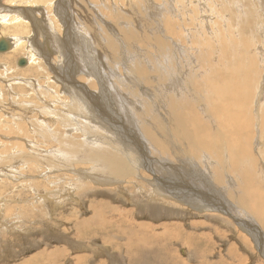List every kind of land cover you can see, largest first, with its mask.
Returning <instances> with one entry per match:
<instances>
[{"label": "rangeland", "instance_id": "1", "mask_svg": "<svg viewBox=\"0 0 264 264\" xmlns=\"http://www.w3.org/2000/svg\"><path fill=\"white\" fill-rule=\"evenodd\" d=\"M8 1L12 0H2L1 3L4 5L6 3L10 4ZM16 1H19L17 4L24 5L25 11L31 8L25 7L27 5L35 6V4H45V7L49 9V13H47V18L44 17V25L49 27L50 30L46 29L47 37H45L43 30L39 31L33 24H25L23 22L24 18H27V20L30 19L27 16L24 18L22 17V19L20 17L19 21L22 25H20L17 30H14L12 27L8 29L4 28L3 30L2 27H0V38L4 36L3 34L6 32L7 36L18 34L17 37L22 36L25 39L14 51H9V53L8 51H0V72L2 73L0 74V132H2L0 133V171H2V168L4 169V172H0V176L3 174L0 177V214L3 213V216H0V264H264V229L259 223L248 219L253 225L244 227V225L240 223L238 215L235 212L230 213V211L222 209L218 204H216L217 209L215 213H205L203 204L207 201L197 195L187 194L184 197L173 196L179 204V209L175 208V206L170 203L171 199L166 196L162 198L164 202H162L161 206H153L155 210L150 207L149 204H152L150 201H153L150 200V193L152 191L151 187H154L155 184V176L158 174L164 179L174 180L168 178L167 173H157L154 169L152 171L144 165L146 162H149L152 157L147 152L145 144L141 142V140H138L140 138L139 129L135 127L133 122L131 123L129 121V117H127L128 119H126V117L124 118L123 114L125 113V116L128 114L126 113V108L124 110L120 108V104L117 101L119 99H117V103H115L119 106L113 107L114 109L116 108L118 114L114 112V110L111 111L114 118L117 120V125L115 123L111 125V120H109L110 122L98 121L99 124H96L99 125L101 129L100 127H91L79 113L67 110L68 106H62L63 101H65V105L66 103L68 105L73 103L74 99L71 100L73 96L63 87V85H68L67 82L60 79V74L55 70L57 64L63 63V66L64 64H68V51L66 46H63V49L60 50L61 55L52 50L54 48L50 45L53 43L50 42L56 41L53 29L58 33V40H61L58 42L65 44L68 40L67 35H65V27L68 28V26L64 20L67 14L72 18L68 21L69 26L76 31V33H73L76 35L74 38H77L79 43H81V41L89 42V40V43H92L93 41L85 34L83 25L91 23V18H93L94 21L93 14H99L104 22L109 24L110 17L113 16L111 13L118 10V12L125 15V18L127 16L133 17L135 21L132 22V24L135 25L138 38L141 39L146 32L145 29H142L145 28V25L136 22L138 15L133 12V9L138 5L140 9L142 8L143 10L145 1L77 0L75 3H69L71 5L68 6V9H71H66L68 11L65 10L63 5L59 7L60 0ZM50 1H53V3L50 4ZM168 1L169 0H147V2L152 3L154 7L158 9V11L148 14L166 19L169 18L167 13H169V15L175 12L176 15H178L177 13H181L180 8L183 10V13L188 10L187 12L193 15L199 7L200 10L198 11V16H196L195 21H198V26L199 24L206 25L203 28L204 31L200 29L201 32L205 35V38H208V35L211 34L209 33L210 31H214L216 35L215 46L217 49L215 47H207L212 53L210 55L211 64L216 63L220 57L225 55V43L235 42V44H237L235 47L237 51L234 50L232 54L237 53V55H244L246 61L245 67H247L245 69L247 71L252 69L256 70L254 72H257L255 76V88H253L250 94L248 91H246V93L251 95L252 98H254V96L258 97L259 91L262 90L264 78V31H262L264 30V0H192L190 3L192 11L188 6L187 0H175V2ZM241 2L243 3L242 5H240ZM58 8L63 11V17L55 14L60 10ZM80 10H82V13ZM52 11H54V14ZM76 13L77 17L74 15ZM165 14H167V17H165ZM60 17H62L64 23H62ZM140 17L143 19V16L140 15ZM83 20V23H87L81 24ZM213 21H215V23ZM96 22L97 21H95V23ZM101 23L102 22L98 23L97 28H100L103 24ZM208 27L212 29L208 31ZM44 28L45 27H43V29ZM172 29L170 31L171 33L173 31ZM225 29L227 32L231 30L232 34L229 32L225 34ZM176 31H178L180 36L185 35V39L187 38V33H185L183 29H180V27L178 29L176 28ZM83 35L86 36L83 38ZM171 35L172 34L167 32V29L164 31V37L167 39ZM180 36L172 35L171 41L177 42L182 47L184 46V48H186L184 55L187 56L188 54L187 57H190L192 63L196 64V57L198 54L196 47L194 45L193 47L189 45L190 43L186 40L182 41ZM27 37H32L33 41H35L33 42L35 48H33L37 54L33 52V63L29 61L30 56L29 50L27 49V47H29V40ZM105 39H109L108 36H106ZM118 39L120 41H118L119 44L116 57L119 58V54H122L121 57L123 58H119L121 60H119V62L123 64V61L130 55V47L125 37L120 36ZM211 39H213V37H211ZM37 41L42 45L38 46ZM106 42L108 43L107 40L103 41L104 44ZM107 43L105 45H107ZM139 44L140 46L136 49L141 48L146 51V53L140 54L144 55L146 61H163L162 54L155 47L151 45H142V43ZM43 45H47L46 47L49 49H43ZM123 45L127 46L125 47ZM75 46L78 47L76 49H79V45ZM82 47L87 48L85 45H82ZM94 49H96V47ZM222 49L224 50L221 51ZM96 50L97 53H95L94 62L98 65V63H101L102 55H100L98 49ZM119 50L123 51L120 53ZM15 51L16 54L14 53ZM91 52L90 48L88 54ZM158 53L160 55H158ZM179 53L183 57V54L181 52ZM13 54L14 56H12ZM110 56L112 57V55ZM22 57L26 58L27 61L25 65L20 66L18 60ZM81 58L82 56L78 54V60L75 58L73 60V65L75 68L79 67V69L84 71L82 68L84 61ZM117 65L118 64H116V66ZM121 65H119L118 72L119 74L121 72L120 75L125 77V72L127 73L128 70L126 66L128 65ZM109 67L111 68L110 65ZM109 67L107 69L108 72L102 65V70L99 69V71L104 72L106 80L111 78ZM261 75L263 77L262 79ZM73 77L85 83L87 82L86 84L90 85L88 83L89 79H86L87 77L85 74L77 75V73H74ZM83 77H85V79ZM119 78L122 79L120 82H126L122 77L119 76ZM4 79H6V82ZM75 79L74 83L77 81ZM141 84L142 82L128 85L131 87L132 92H135ZM80 85L81 84H79V86ZM129 86H124L123 90L127 89ZM166 86L167 85H164L163 87L165 88ZM82 87H84V90L90 91L89 87L85 84L81 85V89ZM153 88L157 90L155 86H153ZM93 89L92 92L96 94L95 97L100 98L101 91L97 83L96 86H93ZM121 89L122 87H118L116 94L120 95ZM56 95L61 99L57 100L56 105H51L53 103L50 98L59 99ZM196 95L197 93H195V96ZM13 98L17 99L16 102H13L15 101ZM188 98L196 104L195 99ZM110 104L111 102L108 101L107 107L110 106ZM50 106L58 109L56 110L57 114H52L54 110L51 109ZM196 108L202 109V107L198 105ZM22 110L27 111L24 112V116L14 114ZM72 113L74 114L72 115ZM52 117L57 119L53 121L54 119ZM29 119L33 120L31 121ZM63 120H65V125ZM151 121L152 123L158 122L156 118H151ZM29 122L34 124V126ZM27 123L31 126L29 124L28 126ZM261 124H264V121L252 124L247 130V133L255 139V143L260 146L262 143H258L256 137L261 136L260 139L263 140L264 143V125ZM50 126H53V129ZM42 127L48 128L46 134L37 131V129H42ZM33 128L36 131H34ZM93 128L96 132H101L100 136L98 135L99 137L94 136L96 139L102 137L111 139L110 142L112 143L118 142L117 144H105L106 142H104L103 145L100 143V146L106 145L107 148L121 147L125 149L126 146H129L132 142L136 151V157L141 162V165L135 166V170L133 169V165L129 163V175L127 176L124 174V177L119 178L117 171L114 172L110 167L111 161H109V159L114 156L108 155V151L105 150V147H99L97 145L98 143L96 144L94 140L95 138L85 133V131ZM109 129L111 130V134L107 132ZM157 130L162 132L165 130L171 131L170 126L165 125L163 121L162 126ZM211 130L212 132L215 131L212 128ZM135 133L136 136L134 135ZM172 138L173 136L167 138V141L171 147L177 148L179 144L172 141ZM27 139L33 141L36 139L35 141L37 143L35 142L36 144L34 145H36V148H39L40 160L33 159L26 164H21L18 153L21 154L19 146L22 145V143L27 145H23L27 150L25 151L26 154H36V150L32 152L31 148H28L30 145H33L32 143H27ZM78 139L80 141H77V143H80L82 140L80 150L78 144L73 143ZM124 142L126 145H122ZM262 146L263 150L261 154H259L255 148V144H253V148L250 149V153H248L251 156L247 154L243 159L245 164L241 166L243 168L245 167L247 171L242 172V174L256 177V182H254H259L261 186L264 184V155H262L264 154V145ZM148 150H150V148H148ZM101 154L102 156H100ZM12 155L14 160L11 158ZM88 155H90L91 158H88ZM254 158L257 159V164L254 162ZM47 161H51V164H47ZM12 165L13 167H11ZM105 166L109 168L106 167L107 169H104ZM32 168L33 170H31ZM94 168L96 172H93ZM176 168L181 171L183 176H187L184 164L176 166ZM86 170H88V172ZM94 173L97 177L93 175ZM112 173L115 174L113 175ZM21 174L24 175V178H21ZM89 175L91 177H89ZM113 176H115V178ZM223 176L225 178V174H223ZM230 178L236 182L241 181L236 176ZM225 179L224 182L219 180L224 187L227 185ZM216 181H218V179H216ZM212 182H215V180H212ZM233 184L235 185L236 183L233 181ZM184 187L196 188L195 185L191 184H189V186L184 185ZM40 197H42V199ZM231 199L238 200L235 197L234 199L231 197ZM173 208H175V213L172 211L171 214H167V211H164L165 209ZM94 213L97 215L96 218L93 216ZM99 213L105 214L106 217L102 218L98 215ZM250 214L253 213L251 212ZM98 218L103 220H98ZM78 219L88 220L89 224H79V222H77ZM242 219L247 220L244 217H242ZM97 221H101V223H98V225ZM95 222L97 224L96 226ZM149 224L151 225L147 227ZM77 236H80L81 239ZM145 236L146 239L144 238ZM80 259H84V261H80Z\"/></svg>", "mask_w": 264, "mask_h": 264}, {"label": "bare ground", "instance_id": "2", "mask_svg": "<svg viewBox=\"0 0 264 264\" xmlns=\"http://www.w3.org/2000/svg\"><path fill=\"white\" fill-rule=\"evenodd\" d=\"M1 1L2 0H0V27H2L3 30L4 28L8 29L9 27H12L14 30H17L18 27L22 25V23L19 21L20 17L22 19V17L24 18L27 16L30 19L27 20V18H24L23 22L25 24L26 23L33 24L34 27L35 26L37 27V30L39 29V31L43 30L45 33V37H47L46 29L48 30L49 27H46L44 25V21H45L44 17L48 15L47 13H49V9L48 7H45L46 6L45 4H41V5L35 4V6L27 5L25 7H31V8L28 11H25L24 5L22 6V5L17 4L19 3V1H16V0L8 1L10 4L6 3L5 5L2 4ZM142 1H145L144 6L141 4L144 7L143 10L145 12L142 10V8L140 9L138 5H136V8L134 7L133 9L134 10L133 12L138 15V19H136V22H138L141 25H145V28H142V29H145L146 32L145 34L143 33L144 35L141 39L138 38V33L135 29V25L132 24V22L135 21L133 17L127 16L125 18V15H123L121 12H118V10H115L113 13H111L114 17L113 16L110 17L109 24L104 22L103 18L99 14L98 15L95 14L96 16L93 14L94 21H93V18H91L90 19L91 23L88 22L89 24L83 25V28H85V34L89 36L88 38H90L91 41H93L92 43H89L90 40L89 42L81 41V43H79L77 38H74L76 35H74L73 33L74 32L76 33V31L72 29L71 26H69L68 21L71 20L72 18L71 16L67 14L65 15L66 17L64 18L68 26V28L64 26L65 35H67L68 37V40L65 44H61L60 42H58L60 40V39L58 40V37H57L58 33L55 31V29L51 28L54 30V33L56 36V41L50 42V43H53L50 45L54 48L52 50H54L57 54L61 55L60 50L63 49V46L64 47L66 46L67 51H68V61H67L68 64H64V66H63V63L59 65L57 64V68H55V70L57 71V73L60 74L59 76L61 77L59 78L67 82L68 85H63V87L66 91H68L73 96L71 100L74 99V102L72 101L73 103L68 104V105L66 103L65 105V101H63L62 106L63 105L68 106L67 110L73 111V112L75 111L79 113L87 121V123H89L91 127H94V128L100 127L99 125H97L99 124L98 121L110 122L109 120H111V125H113L114 123L117 125V120L116 118H114L113 113H111L112 110H114V112L117 113L116 108L115 109L113 108V107L119 106L118 104H115L117 103V101L120 104V108H122L123 110L126 108V113L128 115L125 116V113L122 112L124 113L123 114L124 118L126 117V119H128L127 117H129V121L131 123L133 122V124H135V127L139 129L140 138L139 139L137 138V139L141 140V142L145 144L147 152L152 157V159H150L149 162H146V164L144 165H146V167L152 171L154 169V171H156L157 173H162V172L167 173L168 178L174 180V181H171L169 179H164L158 174L155 176L156 178L154 177L156 180H155L154 187H151L152 191L150 193V197H151L150 200H153V201H150L152 204H149L150 207L153 208V210H155L153 206L162 205V202H164L162 198L164 196L171 199L170 203H172L175 206V208L179 209L180 208L179 204L177 203L175 198H173V196L184 197L187 194L197 195L200 198H203L207 201L205 204H203V209L205 213H209V214L215 213L217 209L216 204H218L219 206L222 207V209L228 210L230 211V213L235 212L238 215L240 223L244 225V227L253 225L251 224L250 220H248V219H251L254 222L259 223L261 227L264 229V187H262L264 186V184L261 186L259 185V182L255 183L256 177H252L248 174H242V172H247V171L245 167L244 168L241 167L242 165L244 166L245 162L243 161V159L248 153H250V149L253 148V144H255L256 146L255 148L257 149L259 154H261L263 150L262 145H264V143H263V140L260 139L261 136L256 137V139L258 140V143H262L260 146L259 144L257 145L255 143V139H253V137H251L247 133V130L252 124L264 121V78L261 75V79L263 78L262 90L259 91L258 97L254 96V98H252L251 95H248L246 93V91H248L250 94L253 88H255V83H256L255 76L257 72H254L256 70H252V69L250 70L249 68H248L249 69L248 71L245 69L247 67H245L246 61H245L244 55H237V53L232 54L234 50L237 51L235 48L237 44H235V42L225 43V50L224 49L221 50V51L224 50L225 55L220 57V59H218L216 63L211 64L212 61L210 60L211 58L210 55L212 53L209 51L208 48L209 47L216 48L215 46L216 35L214 34V31L213 32L210 31L212 28L210 29L209 27H208V31H210L209 33L211 34L208 35V38H205V35L201 32V30H203V28L206 25L199 24L198 26L197 25L198 21H195L196 16H198V11L200 10L199 7L196 9L197 11L194 12L193 15L190 12H187L188 10L185 13H183V10L180 8L181 13H177L178 15H176V12L175 13L170 12L171 13L170 15L169 13H167L169 18L162 19V18H158V16L155 17V15L148 14V13H154V11H158V9L154 7L152 3L147 2V0H142ZM187 1H188V6L190 7V3L192 2V0L191 1L187 0ZM70 2L75 3L77 2V0H60L59 7H62L61 5H63L66 10L68 9V6L71 5L69 4ZM168 2H175V0H169ZM49 3L52 4L53 1H50ZM242 4L243 3L241 2L240 5ZM70 9L71 8H69L68 10ZM165 9L169 10L168 8H165ZM81 11L82 10H80V12ZM191 11H192V8H191ZM52 13L54 14V11H52ZM55 14L62 16L63 11L60 9ZM167 14H165V17H167ZM74 15L77 17V13ZM140 15L143 16V19L140 17ZM62 17L60 18L62 19ZM64 20L62 19V23H64ZM95 21H97L98 23L99 22L103 23V24L101 23L102 25L100 26V28H97L98 23L97 22L95 23ZM83 22L84 20L82 21L81 24L87 23V22L86 23H83ZM213 22L215 23V21ZM43 27L45 28L43 29ZM179 27L180 29H183L185 33H187L188 36L186 39L184 37L185 36L184 34H183L184 36H180L178 31H176V28L178 29ZM166 29L168 33L172 35H179L182 41L186 40L190 43L189 45H191L192 47L194 45L196 47V50L198 51V54L196 57V64L192 63V59L190 60V57L189 58L187 57L188 54L187 56L184 55L185 54L184 51L186 49L184 48V46L182 47L177 42L171 41L172 35L170 37L167 36L168 39L164 37V31ZM171 29L173 30L172 33L170 32ZM228 32L232 34L231 30H228ZM228 32L225 29L224 33L228 34ZM6 34H7L6 32L5 34H3L4 36L0 38V41L3 40L6 43L7 50L5 51H8V53L9 51H12V50L14 51V49H16L17 46L23 40H25L24 37L22 36L17 37L18 34L14 36L13 35L7 36ZM85 36L83 35V38ZM106 36H108L109 39H105ZM120 36L125 37V40L128 42V45L130 47L129 49L130 55L127 59L123 61V64L128 65L126 66L128 67V70H127V73L125 72L126 74L125 77L120 75L121 72L120 74L118 72L119 65L122 64L121 62H119V60L123 58L121 57L122 54H119L120 59L116 57L117 56L116 53L118 50V44H119L118 41H120L118 38ZM218 36H219V33H218ZM211 37H213V39H211ZM27 38L29 40L28 42L29 47H27V49L29 50V56H30L29 61L33 63L34 62L33 52H35L34 51L35 47H34L33 42L35 41H33L32 37H27ZM105 40L108 41V43L106 42L107 45H105L106 43L105 44L103 43V41ZM139 43H142V45H147V46L151 45L152 47H155L162 54L163 61H158V60L155 62L153 60L152 62H149L148 60L146 61L144 59V55L143 54L140 55L141 53H146V51L141 48L136 49L138 48V46H140ZM41 45L38 43V46H41ZM75 45H79V49H76L78 47H76ZM82 45H85L87 48H83L84 46L82 47ZM93 45L96 47V49H98V51L100 52V55H102L101 63L100 64L98 63V65L97 63L94 62L95 53H97V50L94 49L95 47ZM46 46L43 45L42 48L49 49ZM90 48L92 52L88 54V51ZM229 48H230V52H229ZM5 51H2V52H5ZM16 51L14 52L15 54H16ZM121 51L119 50L120 53ZM178 51L183 54V57L180 55ZM228 52H229V55H228ZM103 53H106V54H103ZM78 54L82 56L81 59H83V61L85 62V63L83 62V67L81 66L84 69V71L79 69V67L75 68L73 65L74 63L73 60L75 58L76 60H78L77 59ZM110 55H112V57ZM158 55L160 54L158 53ZM12 56H14V54ZM64 60H67V59H64ZM116 64L118 65L116 66ZM227 64H230V65H227ZM101 65L106 68V71L109 65L111 66V68L109 67V72L111 73L110 74L111 78L109 77L110 78L109 80L105 79V74L103 71H99V69H101ZM74 73H77V75L85 74L87 77L86 79H89L88 83L90 85H87L86 84L87 82L85 83L83 81H80V79H75L73 77ZM0 74L2 73L0 72ZM119 76L125 79V81L129 85L137 84L138 82H142V84L139 85L137 91L132 92L131 87L126 82L124 81L120 82L122 79L119 78ZM83 78L85 79V77ZM74 79L77 80L75 81V83H74ZM5 80L6 79H4V81ZM68 82H71V83H68ZM96 83H97L99 90L101 91L100 98H96L95 97L96 94L92 92L93 86H96ZM79 84L81 85L85 84L86 86L89 87L91 92L84 90V87H82L81 89V85L79 86ZM164 85H167V86L164 88L163 87ZM124 86H129V87L123 90ZM153 86H155L157 90H155ZM118 87H122L120 95L116 94ZM195 93H197L196 96H195ZM188 97L195 99L196 104L190 101ZM58 98L59 99L50 98L53 103L51 105H54V104L56 105L57 100L61 99L60 97ZM13 100H15L13 102H16L17 99L13 98ZM107 100L111 102L110 104L111 107L110 106L107 107V102H108ZM253 102H254V106H253ZM197 105L199 107H202V109L196 108ZM50 108L54 110L52 114L53 113L57 114L56 110L58 109L52 108L51 106ZM24 112H27V111L26 110H22L21 112L17 111L14 114L18 116H24ZM73 114L74 113H72V115ZM120 117H121V114H120ZM151 118H156L158 122L152 123ZM55 119L53 121H55ZM29 120L32 121L33 119H29ZM63 121L65 125V120ZM162 121L165 125L170 126L171 131L165 130L164 132H162L160 130H157L159 127L162 126ZM29 123H27V125ZM67 124L70 125L69 123ZM31 125L34 126V124H31ZM261 125H264V124H261ZM50 127L52 128L53 126H50ZM94 128L88 130L89 132L85 131V133L88 134L92 138L99 137L101 132L100 133L96 132ZM211 128L214 129L215 131L212 132ZM47 130L48 128H45V127L44 128L42 127V129L40 128L37 129L38 132L43 133V134H46ZM107 132H110L111 134L110 129ZM134 135L136 136V133ZM172 136H173L172 141L179 144L177 148L171 147L169 145V142L167 141V138L172 137ZM263 139H264V136H263ZM35 140L33 141L30 139H27V143H32L33 145V146L30 145L28 148H31L32 152L33 150H36L35 155H31V154L29 155L25 153V151L27 150L25 149L23 145H26V144L22 143V145L19 146L21 154L18 153L19 154L18 156L20 157L19 159H20L21 164H26L27 162L33 159L40 160V155L38 152L39 148L38 147L36 148V145H34L37 143ZM94 140L96 141V144L98 143L97 145L99 147L101 148L105 147V150L108 151V153L106 152L108 155L110 154V156L112 155L114 156L111 159H109V161H111V165L110 164L109 165L114 170V172L117 171L119 178H122L125 175L127 176L129 175L128 174L130 171L129 163L133 165V169L135 170H136V168H134L135 166L141 165V162L136 157V151H135V148L132 142L129 146H126V148L123 149L121 147H115V148L108 147L107 148L106 145L104 146L99 145L100 143H102L103 145L104 142H106L105 144H117L118 143V142H114V143L110 142L111 139L109 138L100 137L98 139L95 138ZM77 141H80V140L79 139L75 140L73 143L78 144V147L80 150V145L82 146V140L80 143H77ZM91 142H94V141H91ZM122 145H126L125 142L122 143ZM148 148H150V150H148ZM94 152H97V151H94ZM102 154L100 156H102ZM11 158L14 160L13 155L11 156ZM88 158H91V156L88 155ZM47 162H48L47 164H51V161H47ZM254 162L257 164L256 158H254ZM181 164H184L185 172L187 176H183L181 171L176 168V166H180ZM11 167H13V165ZM106 167L108 166H105L104 169H107ZM95 168L93 172L94 171L96 172ZM1 170L3 171L4 169L2 168ZM31 170H33V168ZM23 171H26V170H23ZM86 171L88 172V170ZM111 172H107V173H111ZM223 174H225L226 179L224 178ZM22 175L23 174H21V178H24V175L23 176ZM31 175H32V172H31ZM93 175H96V174L94 173ZM229 175L232 178L236 176L241 181L236 182L235 180H232L229 177ZM213 176L215 179L213 178ZM25 177H28V176H25ZM89 177L91 176L89 175ZM95 177H97V175ZM113 177L115 178V176ZM216 179H218V181H216ZM224 179L226 180L225 183L227 182L226 187L221 185L219 181V180H222L224 182ZM212 180H215V182H212ZM233 181L236 183L235 184L236 186L233 184ZM189 184L195 185L196 188L194 189V187L193 188L184 187V185L189 186ZM231 197H233V199L235 197L238 200H232ZM40 198L42 199V197ZM175 208L165 209L164 211H167V214H171L172 211L173 213H175ZM251 212L253 214H250ZM1 215L3 216V213L0 214V216ZM98 215H100L102 218L106 217V215L103 213L102 214L99 213ZM93 216H95L96 218L97 216L96 213H94ZM242 217L246 218L248 222L247 220L242 219ZM98 220L102 221L103 219L98 218ZM101 221H97V224L101 223ZM77 222H79V224H89L88 220H83V219L82 220L78 219ZM97 224L95 222V226ZM150 225L151 224H149L147 227H149ZM77 237L81 239L80 236H77ZM144 238L146 239V236ZM80 261H84V259H80Z\"/></svg>", "mask_w": 264, "mask_h": 264}, {"label": "water", "instance_id": "3", "mask_svg": "<svg viewBox=\"0 0 264 264\" xmlns=\"http://www.w3.org/2000/svg\"><path fill=\"white\" fill-rule=\"evenodd\" d=\"M5 50H7L6 43L3 40H1L0 41V51H5ZM18 64L20 66L25 65L26 64V59L24 57L20 58L19 61H18Z\"/></svg>", "mask_w": 264, "mask_h": 264}]
</instances>
